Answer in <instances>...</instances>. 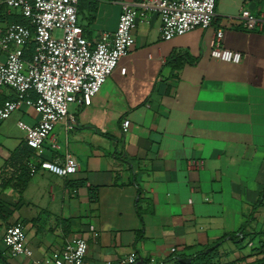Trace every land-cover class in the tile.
I'll return each mask as SVG.
<instances>
[{"label":"crops","instance_id":"obj_1","mask_svg":"<svg viewBox=\"0 0 264 264\" xmlns=\"http://www.w3.org/2000/svg\"><path fill=\"white\" fill-rule=\"evenodd\" d=\"M135 1L81 0L85 36L113 34L124 4ZM242 10L264 18V0H217L209 28L169 40L158 13L138 22L135 45L91 105L73 104L75 125L57 124L39 150L28 149L37 161L70 153L77 172L39 169L20 183L23 163L5 169L0 264L23 260L4 242L17 222L36 258L84 237L95 264L132 252L144 264H264V30L247 29ZM7 26L0 18V32ZM219 28L223 46L242 53L239 63L211 56ZM8 99L16 93L4 87L0 104ZM39 120L23 103L0 121V173L25 147L19 121Z\"/></svg>","mask_w":264,"mask_h":264},{"label":"built area","instance_id":"obj_2","mask_svg":"<svg viewBox=\"0 0 264 264\" xmlns=\"http://www.w3.org/2000/svg\"><path fill=\"white\" fill-rule=\"evenodd\" d=\"M80 1L0 0L9 9L29 18L34 28L11 23L0 32V49L5 53L4 60L0 61V90L9 87L16 93V99L0 104V121L8 119L23 103L33 107L40 115L39 122L30 125L19 121V126L26 132L27 145L34 150L43 146L57 124L65 123L69 128L75 125L77 117L70 112V106L74 103L91 105L119 61L135 45L134 31L141 19L147 18L151 12L158 13L161 36L169 40L195 28H209L214 21L217 3V0H137L125 3L114 33L91 41L79 24ZM241 16L247 29L264 30L263 16H256L250 10H242ZM224 35L223 29L216 30L211 56L239 63L242 53L224 47ZM32 40L36 44L35 51L30 59H26L25 50ZM121 72L125 74L126 68H121ZM130 124L129 119L124 120V131H128ZM53 146L60 148L56 143ZM26 164L31 175L44 169L64 178L79 168L77 158L70 153L65 154L64 160L29 158ZM4 242L12 256L23 258L19 264H95L87 257L88 242L84 237L69 241L62 250L36 258L27 244L24 226L17 222L7 227ZM137 259V254L132 252L120 263L108 260L104 264H138Z\"/></svg>","mask_w":264,"mask_h":264},{"label":"trees","instance_id":"obj_3","mask_svg":"<svg viewBox=\"0 0 264 264\" xmlns=\"http://www.w3.org/2000/svg\"><path fill=\"white\" fill-rule=\"evenodd\" d=\"M79 8H80V3H79ZM19 14H21V15H19ZM0 18L7 20L8 25L11 23H20V24L30 26L31 29L34 30L33 26H31V21L29 18L25 17L22 13L17 12L16 10L9 9V7L4 3H0ZM35 47H36V44H35L34 40H32L30 42L29 46L25 50V58L26 59L31 58L32 54L35 51ZM28 149H32V148H30L27 145V143H25V147L21 148L20 150L13 152V154L11 155L9 160L6 162L5 167L3 168V170L0 173V178L2 179L1 185L3 187L8 184V178L5 177L4 171L8 166L12 165V163L17 162V163H21V165L23 163L22 170L24 171L25 176L19 180L20 183L25 182L27 180V176L31 175L30 170L26 164L27 158L29 157V154H30ZM204 263H205L204 261L200 262V264H204Z\"/></svg>","mask_w":264,"mask_h":264},{"label":"water","instance_id":"obj_4","mask_svg":"<svg viewBox=\"0 0 264 264\" xmlns=\"http://www.w3.org/2000/svg\"><path fill=\"white\" fill-rule=\"evenodd\" d=\"M190 261H191L190 258H183L180 260L182 264H189ZM138 264H144V262H139Z\"/></svg>","mask_w":264,"mask_h":264},{"label":"rangeland","instance_id":"obj_5","mask_svg":"<svg viewBox=\"0 0 264 264\" xmlns=\"http://www.w3.org/2000/svg\"><path fill=\"white\" fill-rule=\"evenodd\" d=\"M57 34H61V32L57 31ZM72 106H73V104L70 106V110H71Z\"/></svg>","mask_w":264,"mask_h":264},{"label":"bare ground","instance_id":"obj_6","mask_svg":"<svg viewBox=\"0 0 264 264\" xmlns=\"http://www.w3.org/2000/svg\"><path fill=\"white\" fill-rule=\"evenodd\" d=\"M19 15H21V14H19Z\"/></svg>","mask_w":264,"mask_h":264}]
</instances>
